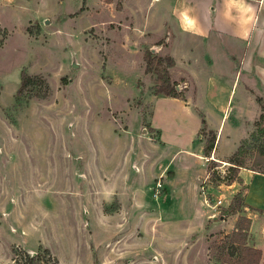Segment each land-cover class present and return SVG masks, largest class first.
I'll use <instances>...</instances> for the list:
<instances>
[{"label": "rangeland", "instance_id": "rangeland-1", "mask_svg": "<svg viewBox=\"0 0 264 264\" xmlns=\"http://www.w3.org/2000/svg\"><path fill=\"white\" fill-rule=\"evenodd\" d=\"M177 4L0 0V264H242L228 234L248 210H229L241 168L264 171V82L241 80L215 113L159 99L144 55H169L147 19ZM195 54L197 83L230 86L229 64ZM173 75L196 101V81Z\"/></svg>", "mask_w": 264, "mask_h": 264}, {"label": "crops", "instance_id": "crops-1", "mask_svg": "<svg viewBox=\"0 0 264 264\" xmlns=\"http://www.w3.org/2000/svg\"><path fill=\"white\" fill-rule=\"evenodd\" d=\"M170 1L178 3V0ZM245 3L255 10L253 21L247 24L242 23V13L238 8L228 9L226 0H188L186 7L192 9L191 15L198 20V33L185 32L181 28L179 21L181 11L176 8L178 4L158 22L155 21L156 18L147 19L148 27L153 30L152 33L157 34L159 38L166 36V45H159L158 50H163L161 51L163 55H169L175 61V65L170 70L171 78H174V72H183L187 77L196 81L198 91L196 101L193 99L191 89L187 90L189 94L187 99L171 96L159 99L180 100L193 109L195 105L204 111L210 109L212 113H215L218 108L216 97L223 93L222 95L227 97L228 105L241 80L264 82V0H245ZM195 49L203 53L202 57L206 58V64L212 63L214 59H217V62L229 64L231 80L228 88H221L224 84L218 86L217 89L210 88L209 84L204 86L202 79L200 84L197 83V79L191 72V66L198 57ZM210 73L207 72L206 76ZM225 79L224 75L220 77V80L225 81ZM252 84L255 85V83ZM199 90L203 99L199 98ZM243 90L246 91L245 88ZM244 91L243 96L246 94ZM241 110L246 111L247 109L241 104ZM221 124L218 126L219 134L223 131V124ZM190 163L191 161L188 164ZM240 174L241 179L247 184L245 203L248 210L247 216L252 221L249 230V244L261 249V263L264 260V242H262L264 228L261 237L254 232V225L257 220L264 223V172L243 167Z\"/></svg>", "mask_w": 264, "mask_h": 264}, {"label": "trees", "instance_id": "trees-1", "mask_svg": "<svg viewBox=\"0 0 264 264\" xmlns=\"http://www.w3.org/2000/svg\"><path fill=\"white\" fill-rule=\"evenodd\" d=\"M108 2H111V0H107ZM145 61H146V68L150 72H156L159 74V83L156 86L155 92L156 94H162L165 96H171V97H181L184 98V94L180 91H178L175 82L172 81L171 76L168 72H165L162 70L163 64L165 61L168 62L170 66L174 65V59L170 56L163 57L159 56L153 53L152 50H147L144 55ZM32 77L24 73L23 75V82H22V88L25 86H28L31 82ZM264 110V106H263ZM261 124L264 123V112L260 116ZM203 123H205V120H203ZM216 141V134H214L209 141H207L205 146V155L209 156L215 146ZM234 164L239 166L238 161H233ZM242 166V164H241ZM264 172V171H263ZM242 206L246 207L245 200L243 202H239L236 205H233L232 208H230V212H238L241 210ZM247 224L244 227H237L236 230H234L231 234H228V236H231L233 243H239L240 245V256L242 259V264H259L262 259V251L259 248H256L252 245H250L249 242V230L251 227V219L246 217ZM48 250V249H46ZM30 262L34 261L36 258L34 256L29 257Z\"/></svg>", "mask_w": 264, "mask_h": 264}, {"label": "clouds", "instance_id": "clouds-1", "mask_svg": "<svg viewBox=\"0 0 264 264\" xmlns=\"http://www.w3.org/2000/svg\"><path fill=\"white\" fill-rule=\"evenodd\" d=\"M226 4L229 10L234 7L239 9V11L242 13V23L247 24L253 21L255 10L252 8V6L247 5L245 0H226ZM191 11L192 9L190 8H184L183 11L180 12V25L185 32L198 33V20L196 17L191 15Z\"/></svg>", "mask_w": 264, "mask_h": 264}]
</instances>
